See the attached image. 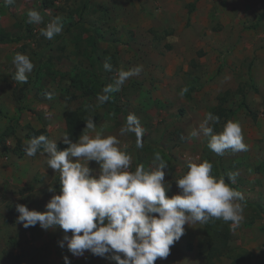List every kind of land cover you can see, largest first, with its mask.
Here are the masks:
<instances>
[{
	"label": "rangeland",
	"instance_id": "rangeland-1",
	"mask_svg": "<svg viewBox=\"0 0 264 264\" xmlns=\"http://www.w3.org/2000/svg\"><path fill=\"white\" fill-rule=\"evenodd\" d=\"M33 8L44 23H28ZM263 13L264 0H0V264H64L65 256L70 264H115L88 251L73 256L59 245V227L17 222V204L43 212L53 195L49 186L59 192V173L47 168L46 157L25 154L27 134L45 128L58 145L69 110H87L97 130L116 136L132 157L131 171L139 164L149 170L159 152L168 164L169 197L179 193L176 180L189 159L208 160L213 176L242 193L243 220L235 230L223 220L185 224L169 256L154 264H208V251L222 246L224 230L228 250L211 264H264ZM56 16L63 17V30L47 39L41 29ZM16 53L34 64L27 83L12 80ZM109 57L114 70L143 66L110 93L118 111L97 100L115 76L103 67ZM223 96L234 114L215 131L228 120L238 122L247 151L219 156L206 137L190 134ZM129 113L143 128L141 148L133 133L119 134ZM88 166L99 168L95 161ZM229 172L238 173L234 182Z\"/></svg>",
	"mask_w": 264,
	"mask_h": 264
},
{
	"label": "clouds",
	"instance_id": "clouds-1",
	"mask_svg": "<svg viewBox=\"0 0 264 264\" xmlns=\"http://www.w3.org/2000/svg\"><path fill=\"white\" fill-rule=\"evenodd\" d=\"M27 17L28 23H44L34 8L28 10ZM62 30L63 17L56 16L40 34L52 39ZM110 59L106 58L103 67L105 71H115V76L98 94L100 104L110 99V93L119 92L129 78L143 71L142 65L114 70ZM12 63L15 67L12 80L27 83L34 69L30 57L16 53ZM45 97L50 100L53 94L45 93ZM85 122V129L75 141L68 133L61 135L59 141L67 145L63 150H58L56 140L43 134L25 141L23 150L27 156L40 153L46 157L47 168L59 173V192L49 186L53 195L43 212L16 205L17 222L24 228L37 224L44 230L59 227L64 232L59 245L63 248L66 244L73 256L80 257L88 251L115 264H154L158 258L169 256L170 247L184 234L185 224L223 220L231 222L233 230L241 224L242 193L226 183L223 176H213V165L208 160L189 159L187 171L176 180L179 193L169 197L166 193L170 186H165L168 164L159 152L154 154L149 170L139 164L131 171L132 157L121 149L118 138L105 135L103 129L97 130L92 118ZM219 123V116L209 112L198 130L190 135L202 134L207 138L208 148L219 156L227 150L247 151L240 124L228 120L216 132ZM128 133L135 135L136 147L141 148L143 128L134 113L128 114L119 130L120 135ZM90 161L98 164V170L88 166ZM237 175L229 172L228 177L234 182ZM64 264H70L67 256Z\"/></svg>",
	"mask_w": 264,
	"mask_h": 264
},
{
	"label": "trees",
	"instance_id": "trees-1",
	"mask_svg": "<svg viewBox=\"0 0 264 264\" xmlns=\"http://www.w3.org/2000/svg\"><path fill=\"white\" fill-rule=\"evenodd\" d=\"M44 6L46 8H51L52 2L50 1H44L43 2ZM261 19H264V13L261 15ZM110 99L105 102V105H108L111 110L118 111V107L116 106L115 99L111 94H109ZM226 98L223 96L220 98V103L218 106H216L211 113L219 116L220 120L222 119H227L230 116H233L234 112L230 109H228L226 106ZM241 106L246 109V111L255 117V114L252 112V110L249 108L245 100L241 102ZM88 112L87 110L84 111H79V110H69L65 114V122H66V133L70 135V138L75 141L76 139L79 138L81 133L86 127V122L88 120ZM216 129L218 126H215ZM45 135L48 137V131L45 128H40V129H30V131L27 134V137L31 139L32 137H38L39 135ZM58 150H63L64 148L67 147V145L63 144L60 142L58 145ZM257 172H259V168L257 169ZM226 181L228 182L227 178H225ZM222 238V246H213L210 248L208 251V258L207 262L208 264H211L213 260L220 259L222 256V253L220 252L221 250H228V241H229V230H224L221 234Z\"/></svg>",
	"mask_w": 264,
	"mask_h": 264
}]
</instances>
